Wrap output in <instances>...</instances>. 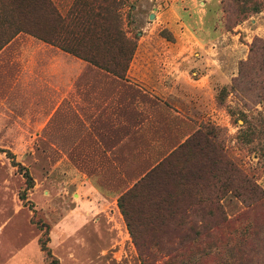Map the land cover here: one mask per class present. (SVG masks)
<instances>
[{
	"label": "rangeland",
	"instance_id": "rangeland-1",
	"mask_svg": "<svg viewBox=\"0 0 264 264\" xmlns=\"http://www.w3.org/2000/svg\"><path fill=\"white\" fill-rule=\"evenodd\" d=\"M58 1L65 13L74 0ZM244 1L126 0L124 29L137 41L128 79L102 68L111 75L87 77L109 86L104 98L121 86L137 93L123 110L135 123L124 143L115 140L114 163L106 154L102 162L88 154L93 134L84 122L77 135H64L58 143L33 123L0 120V149L10 152L0 154V264H47L41 224L50 227L48 246L60 264H163L167 257L161 252L152 260L142 254L118 202L202 126L212 128L220 150L244 179L223 196L230 225L177 264H264V8L254 13ZM2 2L5 47L19 17ZM9 57L0 66V103L20 76ZM73 124L79 127L81 121ZM14 161L28 170L32 189ZM215 175L222 181L232 177L219 164ZM134 229L141 246L165 245L144 218Z\"/></svg>",
	"mask_w": 264,
	"mask_h": 264
},
{
	"label": "trees",
	"instance_id": "trees-1",
	"mask_svg": "<svg viewBox=\"0 0 264 264\" xmlns=\"http://www.w3.org/2000/svg\"><path fill=\"white\" fill-rule=\"evenodd\" d=\"M2 3L8 13L19 17V21L11 25L15 31L6 44L19 33H28L118 78H127L137 41L136 36L128 37L124 29L122 9L126 0H74L65 13L52 0H3ZM244 4L250 5L254 13L264 8L259 0H245ZM166 38L172 40L168 35ZM3 47L0 44V50ZM101 55L108 56L107 60ZM212 133V128L202 126L119 199V208L147 260L154 259L158 251L167 257L163 264H177L184 254L191 255L207 244L215 231L230 225L222 204L223 196L233 182L241 183L244 175L220 150ZM5 152L10 154L0 149V154ZM13 163L23 172L27 190L32 189L34 181L28 170ZM218 164L232 174L231 179H218L215 175ZM213 189L218 195H213ZM20 198L25 201L26 194ZM140 201L145 202L139 208L135 204ZM139 218L145 219L156 237L165 240L162 249L158 250L157 244L154 250L141 246L134 229ZM40 226L45 230L39 243L47 256V264H60L48 246L50 227ZM156 237L152 238L153 242Z\"/></svg>",
	"mask_w": 264,
	"mask_h": 264
},
{
	"label": "crops",
	"instance_id": "crops-1",
	"mask_svg": "<svg viewBox=\"0 0 264 264\" xmlns=\"http://www.w3.org/2000/svg\"><path fill=\"white\" fill-rule=\"evenodd\" d=\"M52 1L58 6V0ZM12 53L16 54L15 60ZM6 54L20 76L11 94L0 103V120L33 123L34 130H48L50 137L57 142L64 135L71 136L73 132L81 131L84 122L85 131L93 134L89 138L91 149L88 154L96 155L101 162V155L106 154L114 163L111 151L115 149V140L119 143L121 138L120 143H124L130 136V126L135 123V116L126 117L123 110L134 103L137 93L121 86L116 93L104 98L103 91L108 85L100 81L87 82V77L96 72L111 74L28 33L17 34L0 51V66ZM106 110L109 111L106 116H97ZM78 120L81 124L74 128L73 122ZM88 122H93V125ZM18 130L30 132L25 127Z\"/></svg>",
	"mask_w": 264,
	"mask_h": 264
}]
</instances>
